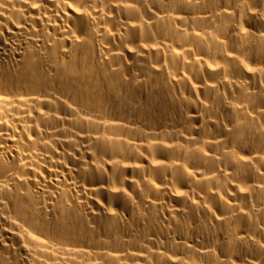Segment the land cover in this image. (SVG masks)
Listing matches in <instances>:
<instances>
[{
  "label": "bare ground",
  "instance_id": "obj_1",
  "mask_svg": "<svg viewBox=\"0 0 264 264\" xmlns=\"http://www.w3.org/2000/svg\"><path fill=\"white\" fill-rule=\"evenodd\" d=\"M0 264H264V0H0Z\"/></svg>",
  "mask_w": 264,
  "mask_h": 264
}]
</instances>
